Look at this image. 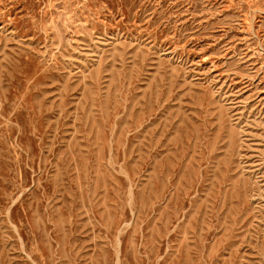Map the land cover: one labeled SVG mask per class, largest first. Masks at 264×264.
I'll use <instances>...</instances> for the list:
<instances>
[{"label": "rangeland", "instance_id": "rangeland-1", "mask_svg": "<svg viewBox=\"0 0 264 264\" xmlns=\"http://www.w3.org/2000/svg\"><path fill=\"white\" fill-rule=\"evenodd\" d=\"M0 264H264V0H0Z\"/></svg>", "mask_w": 264, "mask_h": 264}]
</instances>
